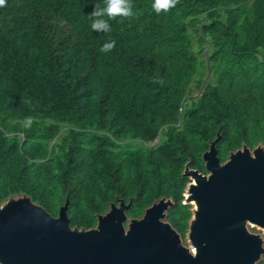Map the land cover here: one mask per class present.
Instances as JSON below:
<instances>
[{"label":"trees","instance_id":"trees-1","mask_svg":"<svg viewBox=\"0 0 264 264\" xmlns=\"http://www.w3.org/2000/svg\"><path fill=\"white\" fill-rule=\"evenodd\" d=\"M53 2L64 0L0 6L10 62L24 29H50L39 18L52 21ZM153 3L118 26L109 52L78 21L61 28L57 56L0 72V205L25 195L54 217L67 205L70 228L87 230L122 203L132 220L165 200L164 221L186 241L185 169L207 174L212 147L220 163L264 151V0H179L159 13Z\"/></svg>","mask_w":264,"mask_h":264},{"label":"water","instance_id":"water-1","mask_svg":"<svg viewBox=\"0 0 264 264\" xmlns=\"http://www.w3.org/2000/svg\"><path fill=\"white\" fill-rule=\"evenodd\" d=\"M234 154L220 163L212 147L205 156L211 174L190 172L200 183L194 192L204 198L187 233L201 250L197 257L188 258L178 247L175 232L159 220V211L150 210L126 232L122 203L91 230L71 229L66 207L58 217L46 211L42 218H28L22 210L8 218L0 214V259L6 264H245L257 239L242 228L252 224L264 229V160L258 159L252 174L245 176L241 166L250 162Z\"/></svg>","mask_w":264,"mask_h":264},{"label":"clouds","instance_id":"clouds-1","mask_svg":"<svg viewBox=\"0 0 264 264\" xmlns=\"http://www.w3.org/2000/svg\"><path fill=\"white\" fill-rule=\"evenodd\" d=\"M16 1L17 0H0V6L3 8L6 6L8 7L10 3L12 2L15 3ZM40 1L41 0H30L28 6H30V8L33 9V6H35V4H38ZM146 1L147 0H64L63 3L53 2L51 5L52 21L49 22L47 18L43 16L39 18L40 22L43 21L44 23L49 24L50 29L44 26L41 27V25L37 27L34 26L33 28H29V29H24L28 33V39L26 43L23 44V46L20 48L21 51L19 55L14 57L11 62L9 59H7L6 53L8 51H13L16 45H14L13 41H11L8 37L5 43L0 45V72L3 71L4 73L14 70H23V71L30 70L34 67L35 64V55L39 52H44L46 50H50V54L52 56H57L60 53L59 45L63 41L61 28L63 27L67 28L78 21L85 22L89 25L90 30L96 36L94 45L95 46L102 45L100 50L102 52H109L115 47L118 26L122 22L129 20L130 16L133 13H135V11L141 13L144 9ZM152 2L153 0H150V4H152ZM177 3H179V0H154L152 7L157 13H159L162 10L166 12L170 8L175 7ZM12 23L22 24L23 22L22 21L18 22L17 20L14 19V17H12ZM7 25H9L8 22ZM6 26L4 28H6ZM74 90H76V88ZM190 91L191 94L188 97V99L197 96L199 94V91H197L195 85L193 84H191ZM159 139L160 136L152 144H156L159 141ZM115 141L118 143L120 140L115 139ZM193 170L199 172L196 169H191L187 167L185 169L184 174L190 178L188 172H191ZM199 173L203 174L201 172ZM210 174L211 172L208 171L207 174H203V175L209 176ZM192 175L194 176V174ZM190 182H191V178L189 183ZM195 185H199V184H195ZM18 196H22V195H18ZM26 198L29 200V202H31L27 196ZM160 202H167L168 203L167 208L170 204L168 201L165 200ZM184 202L187 203L186 200H184ZM156 205H154L153 207H155ZM0 206H2V204ZM35 207H37V209L40 208L39 206H35ZM63 207H66V212H67V205H64ZM152 208H150L149 210H151ZM167 208L164 210L163 221ZM40 210L45 211L42 208H40ZM148 211L140 219L123 221V226L127 227V225L131 223V221L142 220L147 215ZM164 222L168 224L166 221ZM71 229H76V228H71ZM78 230H85V229H78ZM87 230H91V229H87ZM0 263L6 264L3 261H0Z\"/></svg>","mask_w":264,"mask_h":264},{"label":"rangeland","instance_id":"rangeland-1","mask_svg":"<svg viewBox=\"0 0 264 264\" xmlns=\"http://www.w3.org/2000/svg\"><path fill=\"white\" fill-rule=\"evenodd\" d=\"M234 155H238L241 156L243 158L244 161L246 162H250V165H246V168L241 166V169H244V175L245 176H249L252 174L253 169L258 166L257 160L261 158V161L264 160V151L262 150H240L238 152H236ZM190 178H191V182L188 184L186 191H185V200L188 201L189 203H191L193 205V216L191 218V221L194 220V215H196V212L198 211V207L196 202H194V198L193 195H196V193L194 192V190L199 187V185H195L194 181H193V175L190 174V172H188ZM192 196V197H191ZM198 198H200L198 196ZM33 203V202H32ZM31 202H29V200L26 198V196H14L9 198L8 200H6L2 206H0V214L3 215L5 218L11 217V215L15 212V210H22L27 216L28 218H42L44 216H46V214L44 213L43 210H40V208L37 209V207H35L36 203L32 204ZM166 205H168L167 202H160L159 204H157L155 207H153L151 210L153 211H159L160 212V216H159V220L163 221V214H164V210L167 208ZM197 207V208H196ZM150 211V210H149ZM149 211L147 213V215L142 219H146L149 216ZM133 221H131L130 224L127 225V227L123 226V222H121L122 227H125L126 232L131 230L132 226H133ZM165 223V222H164ZM191 223V222H190ZM252 227H255L258 229V231H253ZM242 230L244 232H246L249 236L254 237L257 239V244H256V249H250L247 254L245 255V257L247 258L246 260H243V262H245V264H256L257 261L261 258V256L264 254V242H263V238L261 237L262 234H264V229L260 228L258 226H253L252 224H248L245 227L242 228ZM259 231H261L262 233H259ZM189 233V232H188ZM173 236L177 239V245L178 247L184 252V254L188 257H197L201 254V250H198L197 247V252L194 250V247L192 245V243L189 241V238L187 236L186 241H181L177 234H173ZM253 244H255L253 242ZM0 261H3L0 259ZM8 264H28L27 262H18V261H14V262H8Z\"/></svg>","mask_w":264,"mask_h":264},{"label":"bare ground","instance_id":"bare-ground-1","mask_svg":"<svg viewBox=\"0 0 264 264\" xmlns=\"http://www.w3.org/2000/svg\"><path fill=\"white\" fill-rule=\"evenodd\" d=\"M193 179H194V183L195 184H199L200 185L199 179L197 177L193 176ZM193 198H194V202H196V204H197V207H198L197 210L200 211L201 208L203 207V204H204V198H203V196L200 197V198H198V196L196 197L195 195H193ZM198 211L196 212V215H194L195 216L194 217V220H196L198 218ZM191 232H192V229H191ZM193 247H194V250L197 252L198 251L197 250L198 245L197 244H194Z\"/></svg>","mask_w":264,"mask_h":264}]
</instances>
